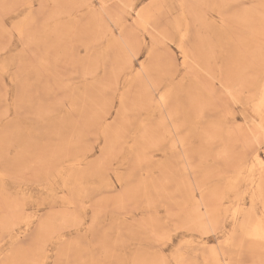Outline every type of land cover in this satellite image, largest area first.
I'll return each mask as SVG.
<instances>
[{"label":"rangeland","instance_id":"1","mask_svg":"<svg viewBox=\"0 0 264 264\" xmlns=\"http://www.w3.org/2000/svg\"><path fill=\"white\" fill-rule=\"evenodd\" d=\"M263 227L264 0H0V264H264Z\"/></svg>","mask_w":264,"mask_h":264},{"label":"bare ground","instance_id":"2","mask_svg":"<svg viewBox=\"0 0 264 264\" xmlns=\"http://www.w3.org/2000/svg\"><path fill=\"white\" fill-rule=\"evenodd\" d=\"M151 9V8H150ZM149 9V10H150ZM148 10V11H149ZM140 12H141V10H140ZM144 12H141V14H139V16L141 15V17L144 15L143 14ZM148 13V12H147ZM185 16V15H184ZM182 17V16H181ZM146 18V17H145ZM144 24V23H143ZM144 26H146V24L144 25ZM178 26V25H177ZM180 31V30H179ZM181 34H182V32H181ZM185 34V33H184ZM183 36V35H182ZM184 37V36H183ZM182 38V37H181ZM184 39V38H183ZM110 47V46H109ZM184 52V51H183ZM185 53V52H184ZM183 56V55H182ZM185 61V60H184ZM186 63V62H185ZM183 65V64H182ZM144 73V72H143ZM193 79V78H192ZM167 97V96H166ZM161 100H163V99H161ZM165 103V102H164ZM164 105H166V103L164 104ZM176 118V117H175ZM171 138V137H170ZM78 163V162H77ZM241 175V174H240ZM263 178V177H262ZM232 180V179H231ZM228 182V181H227ZM228 188V187H227ZM246 220V219H245ZM247 223V222H246ZM256 223H257V221H256ZM257 224H255V226H256ZM253 227H254V225H253ZM260 227H261V225H260ZM250 228V227H249ZM249 228H248V230H249ZM255 228V227H254ZM264 228V227H263ZM252 229V228H251ZM247 230V231H248ZM262 230V229H261ZM250 231V230H249ZM263 231V230H262ZM249 233V232H248ZM259 236V235H258ZM204 260V259H203ZM227 263V262H226ZM219 264V263H218Z\"/></svg>","mask_w":264,"mask_h":264}]
</instances>
